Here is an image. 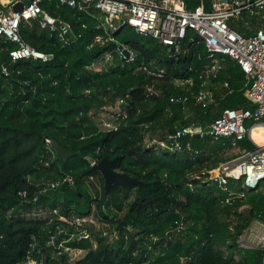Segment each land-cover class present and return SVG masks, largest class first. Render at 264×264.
I'll return each mask as SVG.
<instances>
[{"label": "trees", "instance_id": "trees-1", "mask_svg": "<svg viewBox=\"0 0 264 264\" xmlns=\"http://www.w3.org/2000/svg\"><path fill=\"white\" fill-rule=\"evenodd\" d=\"M184 2L192 9L199 0ZM40 5L69 21L80 36L65 45L38 19L22 21L23 40L52 55L45 61H11L8 53L15 44L0 39V264H39L42 248L48 264H70L65 247L85 250L72 264H264L261 250L237 243L252 220L264 221V180L247 190L242 180L230 178L224 191L208 179L209 170L229 160L220 152L231 148L230 141L185 136L182 142L188 140L190 149L177 153L145 141L164 139L183 126L205 131L225 108H252L240 66L227 58L217 73L206 74L209 58L192 30L180 51L172 54L155 39L121 24L113 36L135 52V59L119 62L114 55L116 60L106 69H92L113 48L111 43L93 42L104 33L96 11L92 17L57 0H41ZM143 65L155 75L143 71ZM147 86L158 94L149 93ZM199 88L214 96L206 108L194 100ZM172 95H187L188 101L171 103ZM118 98L124 102L120 113L105 111ZM98 112L111 114L117 128L99 127L93 117ZM254 123L248 120L245 126ZM250 136L257 140L252 131ZM45 138L74 154L61 159ZM239 145L255 148L248 137ZM115 156L117 171L141 184L114 186L105 194L102 175L90 170V159ZM43 177L59 185L52 190L28 181ZM68 178L75 186L66 187L64 201L58 202L56 193ZM89 186L95 192H89ZM245 205L247 215L240 210ZM40 208L42 214L33 213ZM88 216L98 227L91 226L90 237L78 239L79 229L71 222ZM113 230L116 237L110 238Z\"/></svg>", "mask_w": 264, "mask_h": 264}, {"label": "built area", "instance_id": "built-area-1", "mask_svg": "<svg viewBox=\"0 0 264 264\" xmlns=\"http://www.w3.org/2000/svg\"><path fill=\"white\" fill-rule=\"evenodd\" d=\"M18 1L24 2V0L0 2V39L3 38L15 44V47L8 53L11 61L20 59L45 61L52 56L29 46L23 40L19 33L22 21L29 22L32 19H38L42 28L48 29L50 33L56 32L65 45L74 42L80 36L79 32L73 30L69 21L61 20L46 12L40 5L41 0H29L28 5L23 4L21 11L15 12L12 6ZM57 2L70 8H77L92 17V13L96 11L100 21L99 25L104 28V33L95 35L93 42L100 46L106 43H111L113 46L100 58L102 61L105 60L104 56H109L112 58L111 63H114V55L119 62L122 60L130 62L135 59V52L117 42L113 36L121 24L131 26L142 36L155 39L166 47L168 53L172 54L180 51L181 42L186 37L187 31L192 30L198 36L196 43L200 42L204 45L209 58L210 63L205 68L206 74L214 73L220 67L215 60L217 55H226L236 61L246 76L245 95L252 103V108H225L205 131L193 126H183L165 135L164 139L157 137L148 139L147 137L145 141L148 145H155L160 151L177 153L183 149H190L188 140L182 142L185 136L198 134L208 135L215 141L228 139L232 147H236L241 140L248 137L255 148L243 150L235 159L219 163L217 167L208 171V179L215 181L224 191L228 190L226 185L230 178L242 180V186L247 190L256 189L259 186L264 180V144H258L251 138L250 127L247 128L245 122L252 120L255 125H264V29H258L254 34L245 36L232 29L227 21L231 16L251 9L264 14V0H211L208 8H205L204 0H199L198 5L192 9L186 8L179 0H57ZM81 27L86 28V24L82 23ZM189 40L193 41V37ZM119 45L122 47L119 48ZM123 49L128 50L127 56L124 55ZM99 62L100 60L96 61L92 67ZM141 69L148 74L155 75L153 70L144 65ZM2 71L7 73L5 67ZM147 91L151 94H158V90L152 86H147ZM209 98V93L204 88H200L194 95L195 102L202 107L209 103ZM169 100L171 103H186L188 96L172 95ZM122 103H124L123 99L118 98V109ZM119 113L118 110L117 114ZM114 119L111 117L109 121L103 122L105 129L117 128ZM44 142L47 147L53 149L51 139L45 138ZM96 162L97 160L90 159V165ZM68 179L72 183V180ZM48 185L55 189L59 182H52ZM19 194L25 196V191ZM231 194L232 192L229 191L228 195ZM60 219L65 220L63 217ZM92 219L88 216L76 218L71 222L79 229L78 239L90 237V227L94 226L96 221ZM108 236L116 237V231L113 230ZM239 237L242 240L241 247L261 250L264 261L263 220H252ZM66 249L70 250L65 247L64 250L67 251Z\"/></svg>", "mask_w": 264, "mask_h": 264}, {"label": "water", "instance_id": "water-1", "mask_svg": "<svg viewBox=\"0 0 264 264\" xmlns=\"http://www.w3.org/2000/svg\"><path fill=\"white\" fill-rule=\"evenodd\" d=\"M221 1H226V0H221ZM23 4H29V0H24L18 1L13 4L12 10L13 11H21ZM122 46L119 45V48ZM123 53L125 56L128 55V50L123 49ZM113 96L117 97H123V93H113ZM198 135V134H196ZM51 146L54 148L56 154L61 158V159H67L68 157L72 156L74 153L71 150H68L61 145H59L56 141L51 142ZM118 160L119 157L115 156L113 158H108V157H103L99 161H97L95 164L91 165L90 170L94 171L97 170L100 172L102 175L103 181H104V192L107 194L110 189L114 186H130V185H136V184H141L137 178L129 176L126 173H122L117 171L118 167ZM32 185H48L52 183V180H48L46 177H43L41 180H35V179H29L28 180ZM69 185L75 186L74 182H70L69 179H64L60 186L59 189L56 193V198L58 202H63L65 198V189ZM42 195V192L39 193V197L35 200V204L40 202V196ZM26 264H34L32 262H28ZM41 264H48V259L47 255L45 252V249H41Z\"/></svg>", "mask_w": 264, "mask_h": 264}, {"label": "rangeland", "instance_id": "rangeland-1", "mask_svg": "<svg viewBox=\"0 0 264 264\" xmlns=\"http://www.w3.org/2000/svg\"><path fill=\"white\" fill-rule=\"evenodd\" d=\"M7 11V10H6ZM232 20L234 21V23L236 24V26H238V24H240V22H238V19H235V18H232ZM103 22L105 23V19H103ZM105 55V54H104ZM103 56V55H102ZM104 59L105 60H103L102 62L100 61L99 63H97L94 67H92V65L94 64V63H96V62H94L92 65H91V67L90 68H92V69H95V68H98V69H100V68H103V69H106L108 66H110L111 64H113V63H111V57H107V56H104ZM114 60H116L115 58H114ZM107 108V110L110 112V113H117L118 112V106H117V101L115 102V104H114V106H108V107H106ZM110 117H112V115L111 114H108ZM107 115V113H100V112H98V113H96V114H94L93 115V117H94V119H95V121L98 123V125H99V127H101V128H106V127H104L103 126V122H105V121H101V120H105L106 119V117L108 116ZM106 122H107V120H106ZM256 128L254 129V130H251L252 131V133H253V135L255 136V139H264V125H260V126H255ZM253 139V138H252ZM254 140V139H253ZM255 141V140H254ZM238 148H240V145H239V143L237 144V146L236 147H232L231 146V148H228V149H225V150H223L222 152H220V155L221 156H223V157H227V158H229V159H235L236 157H237V155H239L241 152L238 150ZM72 180V179H71ZM72 182H73V180H72ZM96 185H97V183H96ZM99 188H100V186H99ZM52 189V188H51ZM89 192H95L94 191V189H91V187L89 186V187H87L86 188ZM52 190H55V189H52ZM240 210L245 214V215H247L248 214V206H241L240 207ZM39 211V212H38ZM38 212V214H42L43 212L41 211V208L39 209V210H37L36 212H33L34 214L35 213H37ZM46 213H47V211H46ZM32 214V213H31ZM34 214H32V215H30V216H33L34 217ZM48 214V213H47ZM90 219H92L93 217H89ZM93 219H95V218H93ZM95 223H97V221H95ZM98 224V223H97ZM237 243L239 244V246H240V243H242V240H241V238L240 237H238V239H237ZM241 247V246H240ZM222 249H224V248H222ZM67 250V256H68V262L70 263V264H72L73 263V261H75L76 259H78V258H80L84 253H85V250H78V249H70V250H68V249H66ZM234 257L237 259V256L236 255H234ZM29 262H32V263H34V264H36L34 261H29Z\"/></svg>", "mask_w": 264, "mask_h": 264}, {"label": "crops", "instance_id": "crops-1", "mask_svg": "<svg viewBox=\"0 0 264 264\" xmlns=\"http://www.w3.org/2000/svg\"><path fill=\"white\" fill-rule=\"evenodd\" d=\"M7 1H9V0H0V2H3V3H6ZM180 2H182V4L186 7V4H185V2H184V0H179ZM210 2H211V0H204V6H205V8H206V6H207V4H208V7H209V5H210ZM16 3V2H15ZM187 8V7H186ZM232 18H235V19H238V22H240V24H238V26H236V24L234 23V21L232 20ZM228 25L232 28V29H234V30H236V31H238V32H240L241 34H243V35H245V36H250V35H252V34H254L258 29H264V14L262 13V12H257L255 9H251L250 11L248 10V11H243V12H241L239 15H235V16H231L229 19H228ZM227 58H229L228 56H226V55H217L216 56V62H217V64L220 66L217 70H215V72L213 73V74H215V73H217L220 69H222L223 68V65L225 64V62H226V59ZM233 60V59H232ZM236 62V61H235ZM237 63V62H236ZM238 64V63H237ZM242 70V69H241ZM244 73V72H243ZM208 74H210V73H208ZM244 76H245V74H244ZM245 81H246V83H245V85H246V88H247V79H246V76H245ZM225 83H226V85H225ZM223 86L224 87H227L228 86V84H227V82H224L223 83ZM246 88H245V90H244V95H245V93H246ZM200 89V88H199ZM198 89V90H199ZM205 90H207L208 91V93H209V99H210V101H209V103L205 106V107H202L200 104H198V105H200V107L201 108H206L210 103H212L213 102V100H214V96L212 95V91H210L209 89H207V88H204ZM195 95V94H194ZM246 96V95H245ZM197 104V103H196ZM107 110V108H105V111ZM100 113H102V112H100ZM111 117L110 116H107L106 117V119L105 120H101L102 122L103 121H106V120H108L109 121V119H110ZM255 125V123L253 124V125H251L250 126V129L253 127ZM260 125V124H259ZM256 126V125H255ZM249 139V138H248ZM251 141V140H250ZM238 150L241 152V151H243V150H246V149H242L241 147L240 148H238ZM93 220V219H92ZM95 227H98V224L97 223H95V225H94Z\"/></svg>", "mask_w": 264, "mask_h": 264}, {"label": "bare ground", "instance_id": "bare-ground-1", "mask_svg": "<svg viewBox=\"0 0 264 264\" xmlns=\"http://www.w3.org/2000/svg\"><path fill=\"white\" fill-rule=\"evenodd\" d=\"M256 127H255V125L250 129V131L251 130H254ZM256 143H258V144H264V139H257L256 141H255ZM236 171H238V170H236Z\"/></svg>", "mask_w": 264, "mask_h": 264}]
</instances>
